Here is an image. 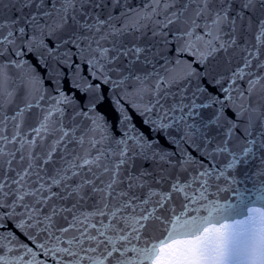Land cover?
I'll return each mask as SVG.
<instances>
[{
    "label": "water",
    "instance_id": "1",
    "mask_svg": "<svg viewBox=\"0 0 264 264\" xmlns=\"http://www.w3.org/2000/svg\"><path fill=\"white\" fill-rule=\"evenodd\" d=\"M0 264H264V0H0Z\"/></svg>",
    "mask_w": 264,
    "mask_h": 264
}]
</instances>
